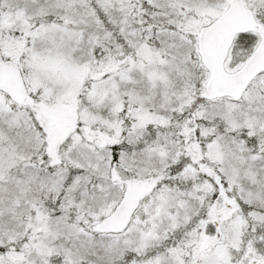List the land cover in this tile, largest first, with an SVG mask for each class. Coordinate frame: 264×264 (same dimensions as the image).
<instances>
[{"label": "snow or ice", "instance_id": "obj_1", "mask_svg": "<svg viewBox=\"0 0 264 264\" xmlns=\"http://www.w3.org/2000/svg\"><path fill=\"white\" fill-rule=\"evenodd\" d=\"M0 264H264V0H0Z\"/></svg>", "mask_w": 264, "mask_h": 264}]
</instances>
